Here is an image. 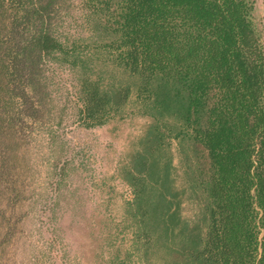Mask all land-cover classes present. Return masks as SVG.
I'll use <instances>...</instances> for the list:
<instances>
[{
  "label": "trees",
  "instance_id": "trees-1",
  "mask_svg": "<svg viewBox=\"0 0 264 264\" xmlns=\"http://www.w3.org/2000/svg\"><path fill=\"white\" fill-rule=\"evenodd\" d=\"M62 0H0V75L43 85L47 59L79 75L89 126L153 119L146 180L134 185L136 239L155 264H264V45L257 0H90L89 37L59 33ZM206 159L198 218L180 213L164 162L170 140ZM200 161V162H199ZM199 163L203 166L199 157ZM197 187V186H196ZM196 187L195 192L197 191ZM149 262V261H148Z\"/></svg>",
  "mask_w": 264,
  "mask_h": 264
},
{
  "label": "rangeland",
  "instance_id": "rangeland-1",
  "mask_svg": "<svg viewBox=\"0 0 264 264\" xmlns=\"http://www.w3.org/2000/svg\"><path fill=\"white\" fill-rule=\"evenodd\" d=\"M61 2L59 33L89 37L101 12L90 15V0ZM255 18L264 45V0ZM41 76V90L27 92L25 80L0 75V264H155L135 237L132 205L134 185L145 187L143 195L157 187L146 180L153 119L134 114L89 126L80 113L79 75L47 59ZM200 151L189 139L164 148L172 192L189 223L207 195Z\"/></svg>",
  "mask_w": 264,
  "mask_h": 264
}]
</instances>
